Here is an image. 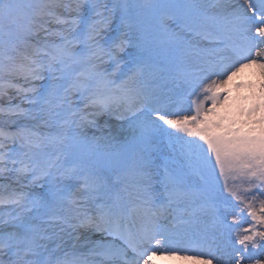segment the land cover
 I'll return each mask as SVG.
<instances>
[{
    "label": "snow or ice",
    "instance_id": "obj_1",
    "mask_svg": "<svg viewBox=\"0 0 264 264\" xmlns=\"http://www.w3.org/2000/svg\"><path fill=\"white\" fill-rule=\"evenodd\" d=\"M5 97L0 264H264V0H0Z\"/></svg>",
    "mask_w": 264,
    "mask_h": 264
},
{
    "label": "bare ground",
    "instance_id": "obj_2",
    "mask_svg": "<svg viewBox=\"0 0 264 264\" xmlns=\"http://www.w3.org/2000/svg\"><path fill=\"white\" fill-rule=\"evenodd\" d=\"M255 72H256L255 68H246V69H243L239 74L240 75L246 74V76H248L250 80H253L255 82L256 79H257V77L255 76ZM238 83H243V80L239 79L238 75H237V77H235L233 79L232 84L235 85V84H238ZM104 119H107V118H101V120L99 122L101 124H103L104 123ZM119 123L120 122H117L115 120H109L108 127L103 129V133L105 135H107L109 130H111L113 134H116L119 131V128L117 127V125ZM188 254L191 255V253H188ZM261 257L264 258V255H262ZM162 264H194V262H192V261H184V260H180V259H169L167 261H163ZM213 264H215V261L213 262ZM247 264H255V262L254 261H248Z\"/></svg>",
    "mask_w": 264,
    "mask_h": 264
},
{
    "label": "rangeland",
    "instance_id": "obj_3",
    "mask_svg": "<svg viewBox=\"0 0 264 264\" xmlns=\"http://www.w3.org/2000/svg\"><path fill=\"white\" fill-rule=\"evenodd\" d=\"M109 70H111V69H109ZM238 78L239 79H242L243 80V83H245V84L248 83V81L254 82L253 80H250L249 77L246 76V74H242V75L238 74ZM42 83H44V82H42V81H36L35 82V84H36L37 87H39ZM235 94H236V92H235V89H234L233 90V95H235ZM241 94H245V90H242ZM10 95L15 96V93L14 92H10ZM12 103L13 104L19 103V100L18 99H14L12 101ZM7 104H8V100H7L6 97L3 98L2 100H0V105L7 106ZM23 107L27 108V107H30V106L27 105V104H25V105H23ZM9 119H17V118L16 117H11L10 118L6 114L0 115V126L5 127V128H9L11 130H15V128H16V125L15 124L9 125V124L4 123L5 121H8ZM20 119L22 120V118H20ZM93 131H95V130H90L89 131V135H91ZM96 134L97 135H100V132H96ZM0 211H3V212L11 211V206H0ZM244 226L246 227L247 225L245 224ZM261 258L264 259L263 257H261Z\"/></svg>",
    "mask_w": 264,
    "mask_h": 264
}]
</instances>
